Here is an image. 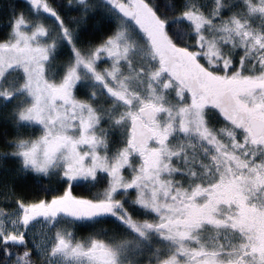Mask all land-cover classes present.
I'll return each mask as SVG.
<instances>
[{
  "label": "snow or ice",
  "instance_id": "obj_1",
  "mask_svg": "<svg viewBox=\"0 0 264 264\" xmlns=\"http://www.w3.org/2000/svg\"><path fill=\"white\" fill-rule=\"evenodd\" d=\"M0 264H264V0H0Z\"/></svg>",
  "mask_w": 264,
  "mask_h": 264
}]
</instances>
